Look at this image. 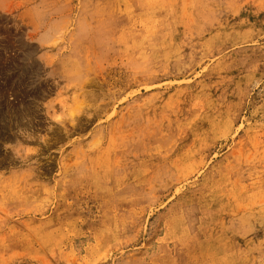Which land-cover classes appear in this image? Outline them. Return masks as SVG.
Listing matches in <instances>:
<instances>
[{
    "label": "rangeland",
    "instance_id": "1",
    "mask_svg": "<svg viewBox=\"0 0 264 264\" xmlns=\"http://www.w3.org/2000/svg\"><path fill=\"white\" fill-rule=\"evenodd\" d=\"M0 264H264V0H0Z\"/></svg>",
    "mask_w": 264,
    "mask_h": 264
}]
</instances>
